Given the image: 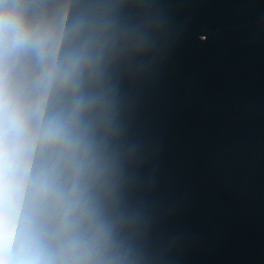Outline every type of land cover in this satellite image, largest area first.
Wrapping results in <instances>:
<instances>
[{
    "label": "clouds",
    "instance_id": "1",
    "mask_svg": "<svg viewBox=\"0 0 264 264\" xmlns=\"http://www.w3.org/2000/svg\"><path fill=\"white\" fill-rule=\"evenodd\" d=\"M30 0H0V54L29 56L35 65L32 103L8 112L0 103V129L23 136L34 130L50 162L37 182L48 223L42 246L21 248L0 237V264H129L120 233L132 221L120 211L124 161L110 151L119 137L118 108L108 70L131 38L96 7L77 18L72 45L62 49L66 4L34 14ZM58 94L63 104L50 108ZM7 162L0 151V169Z\"/></svg>",
    "mask_w": 264,
    "mask_h": 264
}]
</instances>
